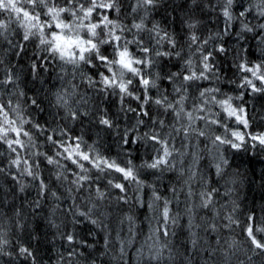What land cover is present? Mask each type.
Instances as JSON below:
<instances>
[{
  "label": "snow or ice",
  "instance_id": "1",
  "mask_svg": "<svg viewBox=\"0 0 264 264\" xmlns=\"http://www.w3.org/2000/svg\"><path fill=\"white\" fill-rule=\"evenodd\" d=\"M159 3L160 0H135L131 5V13L137 14L139 22H136L134 17L129 26L119 19L110 18V14H115L117 17L121 15L122 0H0V17L5 15L9 17L7 23L0 20V30L6 29L8 24L15 23L19 29H22V40L32 42L36 52L31 56L32 62L27 66L23 83L27 85L31 80L34 85L47 84L50 77L45 79V72H49L54 64L58 65L60 71L69 77L70 85L66 91L57 90L55 93L56 106L62 112L61 120L83 124L84 120L91 116L92 120L97 121L93 126L100 129L97 132V142L89 143L83 135L70 134L66 124H56L55 127H51L47 120L42 124L32 119L33 113L40 111L39 106L42 104L40 99L28 98L27 93L35 92V87H25L27 91L22 90L19 93L24 97L25 103H30L32 106L27 112L23 111L19 103L16 109L11 108V102L0 103V175L11 174L13 182L10 190H0V215L3 214L6 203V192L25 193L27 189L34 187L36 197L30 202L38 209L41 198L55 201L50 225L59 228L60 225L55 223L53 217L61 208L60 201L63 196L66 193H74L72 198L76 200L81 193L87 192L90 197H95L94 200H90L92 208L89 212H94L95 216L100 218L90 219L89 223L99 224L104 228L102 220L109 216L108 208L113 203L127 205L135 199L137 204L144 205L145 202L139 195L146 186L145 180L141 178L144 171L156 175L176 170L174 156L180 154L175 145L176 137L183 135L187 140L192 135L197 137L206 135L202 129L194 126L197 121L214 124L217 130L220 129L225 118L236 124L235 128L232 124L223 125L227 135H216L212 141L213 145L227 144L237 152L246 146L264 149V131L250 130V121L253 117L249 115L245 106L234 105L231 97L219 101L223 114L218 120H205L203 112L207 99L198 103L191 90L204 89L200 92L202 98L206 93L216 91L197 83L199 80L207 79L206 73L210 68L208 63H203L200 69H196L188 61L185 67H180L178 71L164 72V67L167 65L161 67L159 71H153L161 58L181 56V52L177 51L180 45L176 38L158 24H153L150 28L145 24L146 18L153 9L158 8ZM191 3L195 8L201 7L200 0H191ZM232 5L233 0H218L220 16L224 21L223 33H233V30L238 28L239 30L234 32L238 41L243 38L242 34L248 32H255L252 39L258 36L264 37V24L259 25L260 31H255L248 21V17L253 12L243 7V0H238L236 14ZM237 8L240 9L238 12ZM253 8L257 15L264 17V0H255ZM197 23L193 20L188 27L195 29ZM129 33L131 38L127 35ZM190 40L192 44L197 45V51L201 50L199 47L201 40L195 32ZM203 43L206 44L207 40ZM260 44L264 45V39L260 40ZM14 47L18 49L14 55L21 57V65H23L24 57L21 53L27 55V45L15 44ZM227 50L226 46H222L216 50V53H226ZM239 50L240 53L247 52L249 57L246 62L239 65L246 73L244 83L240 85L241 88L245 85L248 87V91L244 92V98L248 92L264 96V87H262L264 62L253 63L250 59L252 53L242 45ZM210 56L211 53L205 56L204 60H209ZM240 58L245 60L244 55ZM179 61L181 65L182 61ZM77 77L80 78L79 84L73 83ZM164 80L170 82L171 93L160 87L158 82ZM20 83V74L16 68H0V96L11 94L14 88L20 87ZM81 84L86 85L92 90L93 95L97 96V103L92 110L85 108L83 112L81 111L82 107L91 103V97L87 92H79ZM153 89L156 90L155 94ZM43 90L40 88V91ZM66 97L69 99L66 100ZM111 97H117L120 105L118 113H123L124 119H129L128 113L134 114L135 123L124 128L122 132H118L117 123L121 117L109 112V107L113 103ZM212 99L215 100L216 97L213 96ZM189 100L193 101L191 110L186 109ZM77 101L79 106L73 108ZM105 101L108 102V107L105 106ZM132 102H135V107L132 106ZM153 108L157 110L156 115H153ZM64 109H68V114L64 113ZM49 115L55 123L56 117L51 113ZM25 116L29 119H25ZM164 116H170L171 120L166 122ZM145 117L148 118L147 121ZM141 126L147 130H141ZM137 131L141 134L135 135ZM101 132L119 135L116 143L122 145V149L117 153L116 158L105 155L100 150ZM41 138L51 146L50 152L41 150L43 148ZM133 144H136L137 153L141 148L145 149L144 157H138L141 160L139 164L134 162L131 155ZM182 146L187 147L186 144ZM108 152H111V148H108ZM219 161L215 164V169L216 175L221 176L222 165H227L228 161L223 154L219 155ZM44 162L51 166L47 177L41 173V165ZM196 175V172L190 171L188 179L184 181V184L188 185L189 197L197 195L190 183ZM201 183H205L203 177ZM60 185H65L63 193L59 192ZM133 185L134 191L138 194L135 197L128 194ZM147 187L152 189V203H148L147 207L156 213L154 219L157 221V226L153 229V235L157 233L165 237L170 234L175 235L174 232L170 233L169 229L179 224V214L171 213L170 200L158 194L152 185ZM216 191L214 188H202L198 193L200 198L198 207L202 209L213 207V193ZM173 192L175 193V189ZM158 201H163L162 210L156 203ZM8 206L15 211L14 203ZM187 211L191 213L192 209L188 208ZM74 216L76 218L73 223L79 224L81 221L77 217L84 218L85 213L80 212ZM125 219L134 222L131 215H126ZM225 219L228 221L225 227L237 223L232 215H228ZM191 226L190 221L189 227ZM210 228L216 231L215 224L210 225ZM243 231L246 234L249 251L264 257V216L257 218L248 215ZM192 235L195 236V233ZM63 236L69 245L77 243L73 231L64 232ZM27 239L30 241L32 236L29 234ZM191 243L195 248L198 242L193 239ZM234 244L235 241L229 246ZM107 246L105 241V247ZM31 248V243H28L27 247L19 249L22 254L30 258L24 260V264H28L29 261L34 264L35 258ZM68 254L69 257L76 254V249L71 248ZM162 255V251L157 249L151 259L159 260Z\"/></svg>",
  "mask_w": 264,
  "mask_h": 264
},
{
  "label": "trees",
  "instance_id": "2",
  "mask_svg": "<svg viewBox=\"0 0 264 264\" xmlns=\"http://www.w3.org/2000/svg\"><path fill=\"white\" fill-rule=\"evenodd\" d=\"M214 2V0H212ZM135 3V0H122V12L119 17L115 14H110V18L119 19L123 24L131 25L134 17L136 22H139V18L136 13H131V5ZM203 5L201 4V7ZM247 5L243 4L245 8ZM240 9L237 8L238 12ZM142 15V13H141ZM255 14L252 13L248 17L250 23H256L257 21L253 19ZM0 17V18H4ZM191 18L192 20H202L207 23V30L201 36L204 38V35H207L209 31H216L219 26V30H223L224 21L223 17L216 11L206 10L204 12L200 11V8H195V6L190 7V0H164L163 7L158 6L157 9H153L148 17L145 20L147 27H152L153 24H159L162 28L167 31L172 32L173 36L178 40L179 45H182L185 40L186 27L183 23V19ZM15 31L9 36V39L13 44H26L27 45V55L31 54L34 51V45L32 42H24L22 40V29H19L16 24L12 26ZM183 29V30H182ZM239 29L233 30V35L226 37V41L230 42L232 46L231 53L226 55L229 56V62L225 67L231 68V56L235 54L237 48L240 49L242 45L244 49L249 50L252 55L250 59L255 60L258 57V49L256 45L264 37H257L256 39H250L246 41H238L234 32ZM134 31V30H133ZM199 34V33H198ZM131 38V34H127ZM183 38V39H181ZM145 39H147V34L145 33ZM226 47L229 46L228 43L225 44ZM7 50V52H6ZM14 51L11 50L10 45L7 40H4L3 37H0V57L4 58L5 65L8 67H17L21 65V57L17 58L14 55ZM218 59H223L220 54L214 53ZM246 58L247 52L242 53ZM24 53H21V56L24 57L23 64L25 67L26 56ZM186 55V53L184 54ZM164 67V72L178 71L181 67L180 61L176 57L172 58H161L157 67L153 71H159L161 67ZM4 67L0 65V68ZM17 67H13L16 68ZM54 75L53 67H50L48 73V82L51 81V77ZM25 79V77H22ZM30 79V77H29ZM80 81H73L77 83ZM162 89H167L171 93L170 82L164 80L158 82ZM57 86L59 82H56ZM200 85L207 87V82H200ZM23 87V85H21ZM27 91L26 88H24ZM81 90L87 92L89 97H92V90L88 89L86 85L81 84ZM231 90V89H229ZM153 94L156 90L153 89ZM191 93L195 95V90H191ZM32 95V93H28ZM113 103L109 107V112L112 115L118 114L121 118L117 121L119 124L118 132H122L124 128L129 127L131 124L135 123L134 114L128 113L127 116L129 119H124L123 113H118L120 107L117 97L110 98ZM246 103L244 106L249 112V115L256 114L257 116L261 113H264V96L258 95L255 98L250 95V92L245 97ZM193 101L189 100L186 105L187 110H191V105ZM105 106L108 107V102L105 101ZM132 106L135 107V102H132ZM47 111V109H46ZM157 114V110L153 108V115ZM62 115V112H61ZM166 122L171 120L170 116L163 117ZM146 121L147 117L144 118ZM42 124L45 120L48 121V125L55 127L56 124L64 125L66 124L68 129H70V134L83 135L85 140H88L89 143L97 142V132L100 131L98 127H94L89 123L88 119H85L83 124L78 122H66L61 119H56V122L53 123L50 115H45L43 113L39 114V117L36 119ZM252 121V120H251ZM197 127H202L203 122L197 121ZM141 130H147L144 126H141ZM250 130L255 131H264V127L257 124L256 121H252ZM218 131H220L218 129ZM141 134L140 131H137L135 135ZM130 135L132 133L130 132ZM183 135L177 136L175 140V145L177 148L181 144H186V151L189 153V158L191 154L196 149L197 140L189 139L183 140ZM119 140L118 134L108 135L101 132L99 138L100 150L105 155H110L113 158H116L117 153L121 152L120 144H117L116 141ZM43 142V138H41ZM201 141H206L203 137L198 140L199 144V154L202 159L198 162L196 171L198 176L203 177L205 183H201V179L194 180L191 183V187L197 195L191 197L188 196V185L184 184V178H187L188 173L185 172L184 177H180L179 173L174 171H166L152 175L149 171H144L142 174V179L145 180L146 186L142 193H139L141 198L144 200V205L141 206L137 204L135 199L130 201L129 204H122L119 208L114 206V203L108 208L109 212V230L112 231L111 235H107L104 231L96 229L95 226L91 225L89 222L85 221L83 217H77L80 219L81 223L76 224L75 226L69 224L64 228V231H73L77 241H83V243H74L69 246L66 240H60L59 238L51 239L48 243L41 244L40 240L34 242L35 247L32 250L34 253V258L37 261V264H56L57 260L60 257H67L71 248L76 249V259L73 264L79 262V264H136V252L139 247L140 241L139 237L144 232V222L148 218L155 217L156 213L150 210L147 207L149 202H152V189L147 187V185H152L158 194L162 197L167 198L171 201L169 207L172 214H179V224L173 225L170 227L169 231L174 232L175 235L171 236L170 242L167 244L171 249L172 259L168 261H161L158 264H225V260L218 259L216 255H208V252H202L201 249L215 250L218 253L224 252V247L229 237H234L235 245L239 252L236 250L231 255L232 257L240 255L244 256L240 262L237 261H227L226 264H264V257L254 255L249 251V244L246 239V235L241 237V234L244 233L243 228L247 222L248 215H253L257 218L264 216V152H260L259 149L253 150L249 147L247 153L242 151L237 152L232 150L231 153H228L226 150L223 151V155L228 160L227 165H222L223 175L214 176L216 174L215 164L220 162L219 155L211 145V143H201ZM188 147L190 150H188ZM51 146L46 142H43L42 151L50 152ZM108 148H111V152H108ZM132 157L134 162L139 164L141 162L140 158L144 157L145 149L141 148L139 153L135 151L136 144L132 145ZM51 154V153H50ZM42 159V158H41ZM188 161L185 160V163ZM15 170H13L14 173ZM51 166L47 165L46 162L41 165V173L44 177H47L50 174ZM207 173L205 176L204 174ZM159 177V179H157ZM228 180V181H227ZM227 182V183H226ZM55 187V185H53ZM13 187V182L11 174L4 176L0 175V190L8 191ZM134 185L129 189V195L135 197L138 195L134 191ZM202 188L207 189H216L217 191L213 193V207L211 208H200V198L198 196L199 191ZM175 189V193L173 192ZM60 193H63V189H59ZM18 199L13 201L9 200L8 205L11 203L19 204L20 208L30 207L29 202L36 197V190L34 187L29 188L25 193L16 192ZM229 195V197H228ZM79 199V198H78ZM160 202V201H158ZM158 202H156L158 204ZM46 205H53L56 203L52 200H44ZM60 210L68 208L70 201L61 200ZM226 203L229 205L227 207ZM160 208L163 207V202L158 204ZM119 206V205H118ZM235 206V211H233ZM188 208L192 209V212L187 211ZM232 209V210H231ZM231 211L234 212L233 218L237 221L236 225H231V227H225L228 224V221L225 219L228 215H231ZM217 212L219 215L217 216ZM10 215V208H3V214L0 215V227H3V220ZM46 215L51 216V210H46ZM126 215H131L134 222H129L125 219ZM56 220V217H53ZM115 220L116 225H113L112 221ZM123 220V223L121 221ZM155 220V219H154ZM191 221L192 226L189 227V222ZM58 222V221H57ZM156 224L157 221L155 220ZM39 227L37 229L38 234L43 235L45 231H48L52 237H55L56 229H54L47 220H39ZM216 225V231L210 229V225ZM132 228V231L129 229ZM91 229V232L89 230ZM195 233V238L197 240V246L193 248L192 240ZM118 237V242L113 241L115 245L108 244V241L116 239ZM104 239L107 240V247H105ZM135 241H132L134 240ZM216 239L219 242H216ZM239 239L242 241L240 242ZM131 240V243L129 244ZM111 244H114V243ZM244 242H247L244 244ZM13 244L16 245V241L13 240ZM32 245V244H31ZM25 246H28V243L25 241ZM201 246V248H200ZM120 248V249H118ZM123 248V252H121ZM121 252L119 255L117 252ZM215 253V252H214ZM225 256V255H224ZM231 257V258H232ZM251 257V259H249ZM187 258V259H186ZM19 264H24V260L19 259ZM28 264H32L31 261ZM64 264V262H62Z\"/></svg>",
  "mask_w": 264,
  "mask_h": 264
},
{
  "label": "clouds",
  "instance_id": "3",
  "mask_svg": "<svg viewBox=\"0 0 264 264\" xmlns=\"http://www.w3.org/2000/svg\"><path fill=\"white\" fill-rule=\"evenodd\" d=\"M237 2L238 0H233L232 7L234 10V14H236L235 8ZM163 3L164 0H160L158 6L163 7ZM200 3L203 5L202 7H200L201 12H204L206 10L216 11L219 14L221 12V9L218 7V0H214V2H212V0H200ZM254 3L255 0H251V2L250 0H243V4L247 5L245 9L247 11H252L255 14L254 20H256L257 22L250 23L251 26L255 29V31H260L259 25L264 24V17L257 15L256 11L253 8ZM192 6L193 5L190 0V7ZM8 19H9L8 15H5L4 18H0V20H2L5 23H7ZM192 21L193 20L191 18L183 19V23L186 27L185 40L184 43L177 48V51L181 52V56L176 58L182 61L181 68L185 67L186 62L188 61H190L192 67L196 69H200L203 63H208L210 65L209 71L208 73H206L207 79L199 80L197 81V83L200 84V82H207L208 84L207 88L215 89L216 91L208 92L206 93V96L202 98L200 96V92L203 91L204 89H194L195 90L194 98L198 103H201L204 99H207V104L204 105V112H203L206 121L218 120L220 116L223 114L222 107L219 103L220 100H223L227 97H231L232 103L240 107H244L246 103H249V101H246L244 98V92L248 91L247 85H245L244 88L240 87V85L244 83L246 73L242 71L239 67V65L242 62H246L247 58L245 57V60H241L240 56L243 54L240 53V50L237 48L235 54L231 56V68L225 67V65L229 62V56L226 54L231 53L232 51V46L230 42L226 41V37L232 36L233 33L232 32L223 33L222 30H219V26H218L216 31H209L208 34L204 35V38L202 39L201 36L205 33V31L208 28L206 21L196 20L198 22L196 28L191 29L188 27V25L192 23ZM13 24L15 23L8 24V27L4 30H0V32H2V37L4 38V40L8 41L11 50L14 51L15 44H13L12 41L9 39V36H11L12 33L15 31V29L12 27ZM193 32H195L198 39L201 40V43L199 45L201 50L199 51H197V45L192 44L190 40V37L193 34ZM168 33L171 36H173L172 32L168 31ZM254 35L255 32H248L246 34H242L243 38L240 39L239 41L250 40ZM204 40H207L206 44L203 43ZM226 43L229 44V46L227 47L228 50L226 53L220 54V56L223 57V59H218V57L214 53H216V50L218 48L225 46ZM256 48L258 49V57L257 59L252 60V62L262 63L264 62V50H262V48H264V45L260 44L259 41V43L256 45ZM185 53L186 55H184ZM209 53H211L210 59L205 61L204 57L208 56ZM34 54H36L35 50L31 54H28L26 56L25 62L27 65L31 64L32 62L31 56ZM17 58H19V56H17ZM0 65H3L4 68L8 67L7 65H5V61L3 57H0ZM13 67H17V66L13 65ZM53 69H54V75L51 77V81H49L47 84L34 85L30 80L28 81L27 85H25L23 83L24 79H22V77H25V74L27 72V67H25L24 64L19 65L17 67V72L20 74V81H21L20 87L14 88L11 94L0 96V103L11 102L12 109H16L17 104L19 103L23 111L27 112L32 106L30 103H25L24 97L20 96L19 93L22 90H24L25 87L28 88L35 87L36 88L35 92H28V93H32V95H28L27 93L28 98L29 100H31L32 98L40 99L42 101V104L39 106L40 111L33 113L31 118L36 120L39 117L40 113H43L45 115H49V113H51L53 116L56 117V119L57 118L61 119L60 116L61 109L56 106L57 101L55 100V93L57 90L64 92L69 88L70 86L69 77L60 71L58 65L54 64ZM262 72H264V69H262ZM48 73L49 72H45L44 74L45 79H48ZM58 77H60V79H58ZM57 81L59 82L58 86L56 84ZM75 81H80V78L77 77ZM77 84H79V82H77ZM21 85H23V87ZM40 88H43L44 90L40 91ZM79 92H84L81 90V86L79 88ZM250 95L255 98L260 94L250 92ZM213 96L216 97L215 100L212 99ZM71 98L75 99L76 97H71ZM68 99L69 98L66 97V100ZM96 103H97V96L92 94L91 103L82 107L81 111L83 112L85 108L89 110L94 109ZM78 106H79V101H77V104L73 105L72 107L76 108ZM100 106L103 107V105ZM64 113L68 114V109H64ZM252 117H253L252 121H256L258 125L264 127V113H261L258 116L256 114H252ZM50 118L52 119V116H50ZM25 119H29V117L25 116ZM89 120H91L90 124L92 125H95L97 123L96 120H92L91 116H89L88 121ZM252 121H250V127L252 125ZM66 122L70 123L72 121H66ZM226 124H232L233 128L236 127V124L227 118L224 119L223 124L220 126L219 129L220 131L217 130V126L214 124L203 123L202 127H198L202 129L206 134L203 138L206 141H209L211 145L214 147L215 151L220 154H222L224 150H226L228 153H231L233 150L227 144L224 145L212 144V141L216 135H227L223 127V125ZM196 125L197 122L195 123L194 126ZM257 132H261V131H257ZM199 138L200 137L192 135L187 139V140L189 139L197 140V144L195 146L197 151L193 152L190 158H189V153L185 150L186 147L182 146V144L178 148L180 154L174 156V159L176 160V171L179 173L180 177H184L185 172L188 173L187 178L184 179V181L188 179L190 171H194L197 173L196 171L197 164L202 159V157L199 154V144H198ZM182 139L185 140L184 137H182ZM252 149L253 150L259 149L260 152H264V149H261L259 147ZM241 151L243 153H247L249 151V147L246 146L243 149H241ZM185 160H187L188 162L185 163ZM204 175L206 176L207 173H205ZM197 179H201V177L198 176V174L193 178L192 181ZM60 188H62L64 192L65 185H60ZM74 195H75L74 193H66L63 196L62 200L70 201L68 208L64 210H58L55 212V217H56L55 223L57 225H60L59 228L53 227L54 229H56L55 237H52L48 231H45L43 235H40L37 232V229L39 227L38 224L39 220H47L48 224H50V216L46 215V210L50 209L52 214V209L55 206V203L51 206L46 205L44 203V199L41 198L38 209L37 206L33 205L31 202H29L30 207L28 208H20L19 204H15V211H13L10 208V215L4 218L3 220L4 226L0 227V264H19V259L21 258L23 260H29L30 259L29 257L25 256L19 251L21 247H27L25 246V241L27 243H31L34 248L35 247L34 242L36 240H40L42 245L44 243H48L51 239H55V238H59L60 240H65L63 236V233L65 232L64 228L69 224L73 226L76 225L75 223H73L74 219L76 218L74 214H78L80 212L85 213L84 220L87 222H89L90 219H98V220L100 219L99 217L95 216L94 212H89V210L92 208V203L90 202V200H94L95 199L94 196L90 197L89 193L84 192L80 194L79 199L73 200L72 197ZM10 199L13 201L17 200L18 199L17 194H12L11 192L5 193V200H6L5 207H8V202ZM69 208H71V212H69ZM102 222L105 225L104 228H101L99 224L93 226H95L96 229L102 230L107 234L109 230L108 216L104 217ZM112 223L113 225L118 226L116 225L115 220H113ZM29 234L32 236V239L30 241L27 239V236ZM13 240L16 241V245L13 244ZM31 251H33L32 248ZM75 259H76V254L72 255L71 259H68L67 257H60V259L57 260L56 264H62V262H64V264H73ZM34 264H37V261L35 259H34Z\"/></svg>",
  "mask_w": 264,
  "mask_h": 264
},
{
  "label": "rangeland",
  "instance_id": "4",
  "mask_svg": "<svg viewBox=\"0 0 264 264\" xmlns=\"http://www.w3.org/2000/svg\"><path fill=\"white\" fill-rule=\"evenodd\" d=\"M228 197H229V195H228ZM151 201H152V199H151ZM149 203H152V202H149ZM122 204L123 203H120V204H115L114 203V206L119 208L120 206H122ZM226 205H227V207H229V205L227 203H226ZM161 210H162V208H161ZM230 214L233 216L234 212L231 211ZM155 220H154V217H152V218L150 217L143 224L144 232L139 237L140 244H139V247L137 248V252H136V257H135L136 264H158V262H160V260L161 261L164 260V261H168L169 262V260L172 259V257H171V249L167 245L170 242V239L165 237V236H163L162 234H159V233H157L156 235H153V229L157 226ZM232 225H236V223H233ZM232 227L233 226H231V228ZM111 234H112V231L107 233V235H111ZM244 234H245V232L243 234H241V237L245 238ZM229 238L230 239L227 240V242H226L228 244H225L226 246L224 247V252L220 253L219 255L216 256L218 259L225 260L226 263H227V261H229L231 259V257H232L231 254L233 252L235 253L236 250L239 252V249H237L235 244L233 246H231V247L229 246L230 244H233L234 237H229ZM193 239H196V238L193 236ZM105 241H107V240L104 239V243H105ZM113 241H117L118 242V237L116 239L108 241V244L115 245V243ZM132 241H135V239L132 240ZM217 241L219 242V240L216 239V242ZM112 242L114 244H111ZM130 243H131V240H130L129 244ZM118 249H120V248H118ZM157 249H160L162 251L163 255L160 257L159 260L151 259L152 254H154ZM117 253L119 255H121V252H119V250H118Z\"/></svg>",
  "mask_w": 264,
  "mask_h": 264
},
{
  "label": "bare ground",
  "instance_id": "5",
  "mask_svg": "<svg viewBox=\"0 0 264 264\" xmlns=\"http://www.w3.org/2000/svg\"><path fill=\"white\" fill-rule=\"evenodd\" d=\"M60 113H61V111H60ZM202 137H200V139H201ZM210 143L209 141H201V143ZM188 150H190V148L188 147ZM188 152V151H187ZM214 176H216V174H214ZM184 179H186V178H184ZM161 202H163V201H160V202H158V204H160ZM211 229V228H210ZM167 238H169L170 240L172 239L171 238V236L170 237H167ZM239 241L241 242L242 240L241 239H239ZM245 243H247V242H244V244ZM246 245V244H245ZM200 248H201V246H200ZM201 251L202 252H208V255H210V256H212V255H219L220 253H218V252H216L215 250H208L207 248L206 249H204V248H202L201 249ZM215 252V253H214ZM244 256H242V257H240V255H236V256H234V257H232L229 261H231V262H233V261H237V259H238V261L237 262H240L241 260H242V258H243Z\"/></svg>",
  "mask_w": 264,
  "mask_h": 264
}]
</instances>
